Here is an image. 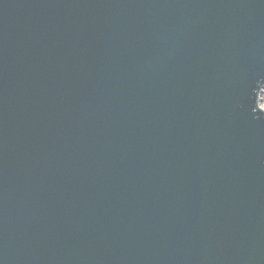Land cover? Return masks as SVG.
<instances>
[{
  "label": "water",
  "instance_id": "95a60500",
  "mask_svg": "<svg viewBox=\"0 0 264 264\" xmlns=\"http://www.w3.org/2000/svg\"><path fill=\"white\" fill-rule=\"evenodd\" d=\"M264 0H0V264H264Z\"/></svg>",
  "mask_w": 264,
  "mask_h": 264
},
{
  "label": "rangeland",
  "instance_id": "374dc122",
  "mask_svg": "<svg viewBox=\"0 0 264 264\" xmlns=\"http://www.w3.org/2000/svg\"><path fill=\"white\" fill-rule=\"evenodd\" d=\"M259 108L264 111V89L262 91V95L259 98Z\"/></svg>",
  "mask_w": 264,
  "mask_h": 264
}]
</instances>
